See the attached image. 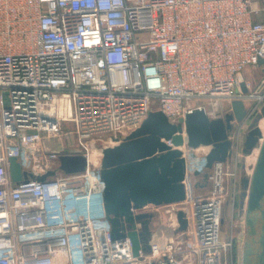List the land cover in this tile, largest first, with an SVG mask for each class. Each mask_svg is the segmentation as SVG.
<instances>
[{"label": "built area", "instance_id": "1", "mask_svg": "<svg viewBox=\"0 0 264 264\" xmlns=\"http://www.w3.org/2000/svg\"><path fill=\"white\" fill-rule=\"evenodd\" d=\"M260 14L264 0H0V264H227L225 204H235L245 134L264 103V78L243 76L264 58ZM235 99L247 114L233 121L231 158L209 168L208 146L188 145L184 128L185 198L132 206L172 219L134 254L127 222L112 236L95 150L152 110L178 122L204 107L214 118ZM62 153H83L86 168L61 170ZM12 156L33 176L14 181Z\"/></svg>", "mask_w": 264, "mask_h": 264}, {"label": "water", "instance_id": "2", "mask_svg": "<svg viewBox=\"0 0 264 264\" xmlns=\"http://www.w3.org/2000/svg\"><path fill=\"white\" fill-rule=\"evenodd\" d=\"M258 64H264L260 58ZM243 91H248L245 81L241 83ZM5 102L8 105L7 93ZM247 107L242 99L232 101V109L223 116L210 117L204 107H194L185 118L172 122L161 109L152 110L142 124L122 140L102 148L100 171L105 182L104 198L108 218L112 223V236L115 239L128 235L133 242L134 254L140 249L150 250L151 228L148 217L141 214L136 217L132 206L141 207L147 203L178 202L185 198L183 182L186 173V158L181 146L184 144L185 128L188 145L208 146L207 165L211 168L216 161H226L233 153L231 133L234 119L243 120ZM264 119V103L261 110L252 118L245 134L244 154H251L259 146L257 159L251 175L241 176V209L246 210L248 220L254 226L251 212L260 209L261 225L259 244L256 254L257 264H264V130L260 121ZM59 168L67 173L79 172L86 168L88 158L83 153H62ZM10 173L14 181L19 182L33 176L24 169L19 160L9 158ZM243 167L245 164L242 165ZM56 170L37 175L44 180L54 175ZM207 179V173L204 175ZM181 228L187 225L183 211L178 212ZM144 223L142 230L137 229L136 219Z\"/></svg>", "mask_w": 264, "mask_h": 264}, {"label": "rangeland", "instance_id": "3", "mask_svg": "<svg viewBox=\"0 0 264 264\" xmlns=\"http://www.w3.org/2000/svg\"><path fill=\"white\" fill-rule=\"evenodd\" d=\"M261 2V1H260ZM262 3V2H261ZM243 73L245 77L254 79V82H258L262 78V70L260 67H257L256 65H248L244 70ZM196 103L199 101H195ZM207 102V101H205ZM223 103V101H221ZM157 104L155 103V106ZM209 105V103H208ZM263 122V121H262ZM264 130V129H263ZM79 145H83V142L78 140ZM98 148L101 147V144L97 145ZM93 157L95 159H98V162L101 164L102 160V153L100 150H95V153L93 154ZM246 157L242 158L241 164H245L243 167L240 164V180L241 176L244 173H247L248 175H251L253 169L249 166L247 168V159ZM249 164V163H248ZM254 168V167H253ZM237 197V196H236ZM231 200V197L228 198ZM226 212H225V221L223 224V228L221 231V239L228 237L230 235V238L232 240L231 246L228 247L227 253H228V260L227 264H257L258 262V256L254 251H257V248L259 244L257 243V239L259 237L260 233V224L255 225V229H253L252 225L250 224L248 220V215L246 210H240L239 207H236V204L232 206L231 202H227L225 204ZM161 214H152L148 213L151 216L148 217L150 228H154V226H159L162 221H165L166 223L168 221H172L171 218L168 219L167 213L162 211ZM172 212H169L168 215L171 216ZM251 215V214H250ZM255 214H252L255 218Z\"/></svg>", "mask_w": 264, "mask_h": 264}, {"label": "crops", "instance_id": "4", "mask_svg": "<svg viewBox=\"0 0 264 264\" xmlns=\"http://www.w3.org/2000/svg\"><path fill=\"white\" fill-rule=\"evenodd\" d=\"M258 19H264V16L262 14H260L258 16ZM256 66L260 67V69L262 70V78H264V64H257ZM243 76L245 77L244 73H243ZM245 78H247V77H245ZM247 79L251 80L254 84H257L260 81L259 80L258 82H254V79H250V78H247ZM258 150H259V147L257 146L251 154L245 155V157H246L245 159H247V162H246L247 168L250 166L253 169L255 162H256V159H257Z\"/></svg>", "mask_w": 264, "mask_h": 264}, {"label": "flooded vegetation", "instance_id": "5", "mask_svg": "<svg viewBox=\"0 0 264 264\" xmlns=\"http://www.w3.org/2000/svg\"><path fill=\"white\" fill-rule=\"evenodd\" d=\"M233 129H234V126H233ZM241 200H242V187L238 191L236 201H235L236 207L238 206L240 210H242L241 209ZM262 207H264V201L263 200H262ZM255 213H256L255 218L253 217L255 220L254 226H252L253 229H255V225H257V224L261 225V222H262L260 209H257L255 211L251 212V215L255 214ZM247 217H249V216H247ZM255 253H256V251H254V255H255Z\"/></svg>", "mask_w": 264, "mask_h": 264}, {"label": "bare ground", "instance_id": "6", "mask_svg": "<svg viewBox=\"0 0 264 264\" xmlns=\"http://www.w3.org/2000/svg\"><path fill=\"white\" fill-rule=\"evenodd\" d=\"M262 121H263V122H262ZM260 125H261V128L264 129V119H262V120L260 121ZM101 152H102V150H101Z\"/></svg>", "mask_w": 264, "mask_h": 264}]
</instances>
